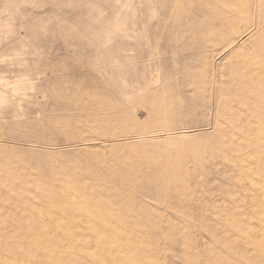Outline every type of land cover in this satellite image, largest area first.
<instances>
[{
  "label": "rangeland",
  "instance_id": "374dc122",
  "mask_svg": "<svg viewBox=\"0 0 264 264\" xmlns=\"http://www.w3.org/2000/svg\"><path fill=\"white\" fill-rule=\"evenodd\" d=\"M0 264H264V0H0Z\"/></svg>",
  "mask_w": 264,
  "mask_h": 264
}]
</instances>
